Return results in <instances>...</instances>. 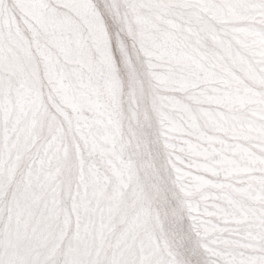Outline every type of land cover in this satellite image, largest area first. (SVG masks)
<instances>
[{
    "label": "snow or ice",
    "instance_id": "snow-or-ice-1",
    "mask_svg": "<svg viewBox=\"0 0 264 264\" xmlns=\"http://www.w3.org/2000/svg\"><path fill=\"white\" fill-rule=\"evenodd\" d=\"M0 264H264V0H0Z\"/></svg>",
    "mask_w": 264,
    "mask_h": 264
}]
</instances>
